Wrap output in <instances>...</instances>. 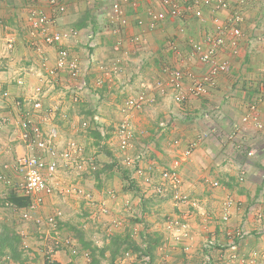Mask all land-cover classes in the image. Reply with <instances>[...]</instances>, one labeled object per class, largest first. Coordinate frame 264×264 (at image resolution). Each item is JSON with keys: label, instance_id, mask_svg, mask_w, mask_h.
<instances>
[{"label": "crops", "instance_id": "0c3cea01", "mask_svg": "<svg viewBox=\"0 0 264 264\" xmlns=\"http://www.w3.org/2000/svg\"><path fill=\"white\" fill-rule=\"evenodd\" d=\"M114 2L123 11L120 18L111 9ZM201 2H192L191 6L190 1L183 0L180 4L184 20L167 16L164 22L150 27L145 13L148 9L165 10L162 0H0V38H14L12 50L0 48V88L10 93L5 100L0 97V114L8 115L11 120L0 131V174L11 183L0 181V194L8 200L17 197L18 201H12L15 205L23 203L19 191L22 176L11 165L16 155L29 150L22 142L13 140L11 133L18 130L14 124L24 114L45 133L51 127L55 129L52 147L57 156L50 151H34L46 160L58 158L56 177L62 178L58 174L60 164L71 168L72 163L79 165L85 157L78 130L102 131L104 127L110 128L114 119L118 121L114 123L117 127L123 118L119 107L126 93L144 89L152 101L127 115L135 139H140L136 147L142 149L137 152H145L142 164L154 168L155 181L159 182L160 172L182 152L190 150L178 168L181 188L189 195V201L174 207L173 214L185 219L192 237L185 242L168 238L162 226L167 215L159 218L161 225L149 227L138 214L140 223L136 224L142 232L139 239L133 237L134 242H130L136 250L144 251L152 239L155 242L160 239L147 264H248L226 257V247L209 250L202 247L208 238L227 244L229 237L225 233L241 227L245 237L239 243L238 252L247 256L257 250L260 255L253 264H264V130L257 129L252 122H242V118L249 116L264 126V0H247L244 4L240 0H221L218 8L215 0L210 6H203ZM197 8H202V18L193 14ZM235 10L242 18L240 35L232 39L224 34L217 57L227 60L228 67L208 87L206 94L199 97L188 94L184 85L180 90L187 93L186 100L177 102L175 95L179 89L167 88L161 93L157 83L165 81L168 70L180 69L185 83L207 71L208 64L199 60L192 44H204L207 36L214 35L213 17L221 22L229 21ZM32 12L43 13L48 18L47 30L62 35L59 43L48 45L30 33ZM139 19L143 21L141 25L137 24ZM60 49L68 50L70 57L77 59L81 68L77 79L70 78L63 70L51 73ZM99 76L101 88L85 92V80L94 83ZM20 77L25 81L23 87L15 84ZM37 86L41 87L39 99L43 104L39 111L32 106ZM16 100L21 102V108L14 105ZM43 116L48 118L44 120ZM92 120L96 127L89 128L88 122ZM69 143L79 148L78 157L73 155L71 162H63L59 154L68 150ZM248 150H253L251 156L247 155ZM92 153L88 160L95 172L93 160H103L104 150ZM104 181L102 178L96 184L111 186V181ZM213 182L218 186H213ZM60 184L64 186V182ZM67 184L87 190L78 181ZM40 195L43 202L36 210L45 218L53 214L48 204L54 195ZM119 195L124 212L130 210L125 207L127 203L124 205L126 201H131L136 213L138 206L141 215L145 209L143 204L150 202L139 191L126 189ZM3 196L0 195V206ZM226 200H232L234 205L229 208L231 216L223 223ZM23 209L0 207V218L14 220L15 229L21 223L17 229L23 235V242L31 248L34 258L31 262L44 264L45 247L35 240L41 238L43 229L52 239L64 240L71 236L59 230L61 224L57 231H49L46 223L39 226L33 221H22ZM183 243H190L186 254L181 251ZM61 251L55 254L59 264L69 260L67 250ZM164 253L166 256L162 257ZM26 261L14 260L10 264H27Z\"/></svg>", "mask_w": 264, "mask_h": 264}, {"label": "rangeland", "instance_id": "374dc122", "mask_svg": "<svg viewBox=\"0 0 264 264\" xmlns=\"http://www.w3.org/2000/svg\"><path fill=\"white\" fill-rule=\"evenodd\" d=\"M82 78L85 77L83 76ZM100 78L101 76H99L96 82L94 81V83H90L89 80H85L86 85L84 91L88 92L92 88H94L95 90H98L97 88H101L100 86L102 85V83L98 81L100 80ZM129 93L130 92L126 93L127 97L124 99V101L121 103L119 107L120 113L121 114L123 113V118L121 119L122 121L119 120V124L117 125V127L114 126V123L118 121H114L116 120L114 119L111 125L109 126L110 128L104 127L102 131L95 132L90 129L78 130L79 132L78 134L80 135L79 140L84 142V143L82 142V147L85 149V153H84L85 157L83 155V160L81 159L79 165H75L72 163V165L70 166L71 168H67L63 164H60L58 166V174L62 176V178L61 177L57 178L56 181L58 182L57 185L58 189L56 188L55 192L53 193L54 195L52 197L53 201L49 200L48 206L49 209H51L54 216L56 217L55 219L57 220L56 221L57 227L55 231L58 230V226H60L61 224L59 230L67 232V235L68 236L70 235L71 238L67 237L64 240L58 238L52 239L51 236L46 234L43 229L41 238L36 237L35 240L36 242H40L45 247V251L43 255L44 264H59V262H57L55 259L56 258L55 254L58 251L62 252L61 249L67 250L66 254L69 255V257L70 255L72 256V258L68 257L69 260L67 259L68 261H66V263L63 264H89L90 252L89 250L86 249L82 250V247L80 246L81 243L79 242L80 238H82L84 241L87 242L88 241L93 242V244H95L98 247L108 244L111 238L116 235L119 236L122 235L123 239H125L124 234H127L130 236V237L128 236L129 240L134 242L132 238L135 237L136 239H139L140 231L142 232L140 226L136 224L139 222L138 220L140 218L138 214L143 218L144 221L142 222L145 225L149 224L148 225L149 227L151 225L152 226L157 224L161 225L159 218L167 215L162 226H165L164 229L166 232V236L168 238L170 236L171 238H174L175 241L183 242L182 240H184L185 242V240L189 241V239L192 237L190 236L189 228L185 222V219L182 218V216L179 214L178 215L173 214L175 213L173 208L177 207L181 203L175 202V200L171 198V192L169 190H164L160 193H157L155 191L156 190L155 185L157 184L155 180L157 178L155 176L156 174L154 168L145 167V165L142 164V160H143L142 157L145 154V152L143 151L140 153L137 152V150L142 149L141 146H139V148L136 147V142L140 141V139H135L136 136H134V128L130 122V119L127 117V115H129L133 110L130 109L126 110L124 106V102L128 98V96L133 94V93L132 94ZM101 112L103 111L101 110ZM104 118L109 119L105 115ZM93 122H94L93 120L91 122L90 121L88 122L89 128L91 126L96 127V125H94ZM124 122L127 123V128L129 132V136L127 138L128 145L125 148H121L119 144L121 140L120 137L121 134L119 132V129H120V125ZM87 131L89 132L92 131V132L90 134ZM76 140L78 141V136ZM95 150H104L103 155L101 154L103 160L102 159L93 160V164L95 168H97L96 170L97 171L99 170V174H96L95 173L96 171L93 172V169L91 168L90 165L91 162L90 160H88V156L93 154L92 152H94ZM105 150H107V152H109L110 154L106 153ZM143 150H148V149H143ZM137 156H140L141 158L138 161H136ZM111 162H115V163L112 167H108L109 164H111ZM137 163L140 164L142 168V172H143L142 175H138V173L135 172L134 166ZM124 170H126L127 172L126 176L129 175L128 177L124 176L123 173ZM148 174L151 175L152 179L146 182L145 177ZM114 176L116 179L113 178ZM131 176H135V177H131ZM102 178H105L104 182L111 181V186L96 184V181L97 180L102 181ZM60 181L62 183L64 182L63 184L64 186L60 184ZM77 181L82 184L81 187H84L85 185V187L87 188L86 192L83 191L84 193H77L73 190L72 191L69 190L70 192H66L68 187L70 186H66L65 183L68 182L67 185L71 183L76 184ZM140 183L143 184L141 185ZM61 188H62V193L59 191ZM126 189L127 190L130 189L132 191H139V193L141 192L142 196L143 195L147 196L144 197V199L146 198L145 200H147V198H150L149 203L146 202L145 204H143V209L144 207L145 209L142 215H141L142 210L140 211L138 206H137V213L133 211L135 210V207L132 205L131 201L124 202V205L125 203H127L125 207L130 208L129 212L123 211L124 206L121 200H119V196H120L119 193L122 190H126ZM181 190L184 194H187L182 188ZM85 193H88L90 198L85 197ZM97 197L100 198L101 200L100 201L95 200V198ZM164 199H166V201ZM1 200H2V204H1L2 206L0 207L11 208V209L14 208V210L17 211L19 209L25 208L28 205V201L25 199H23V201L25 202L24 205L18 203L15 205L11 200L9 201L12 204L7 205L8 199L2 198ZM231 202L233 203L232 200ZM101 207H104L105 211L102 210ZM58 212L60 213V215H58L59 217L56 215ZM0 216H2L1 212H0ZM20 219L24 221L22 219V216H20ZM151 220H155V221H151ZM13 222L14 220L11 221V219L10 221H6V220L3 221L0 218V224H1L0 230L2 229V226L6 225L9 228H13L15 231H17V233L22 238L19 244V249L22 252L21 253L22 256L20 257L19 261L23 262L24 259H27L26 261L27 264H34L33 262H31V260L34 259L32 254L30 253L31 248L29 244L23 242V235L21 232H19L20 230H18L19 227L21 226V223L18 224L17 226L18 229L17 228L15 229L16 226L14 225ZM222 222L226 223V221H222ZM44 238L46 239V241H42ZM209 239L210 238H208V240ZM214 240H216V242H219L216 238H214ZM72 242H77V243H72ZM133 242H131V244L129 243L128 250L121 252L113 263L110 262V256L107 253L105 255V258L100 259V264H147L149 256L143 254L142 250L140 251L136 250L135 246L133 245ZM206 242L202 245V247L206 246ZM41 244L39 246H42ZM66 246L68 247L63 248ZM238 246L236 252H238ZM189 248H190V243L184 244L183 247H181V251L186 254V252L189 251ZM210 248L213 249L217 248V245L212 246ZM72 251H74L75 253H73ZM225 251H228V255H226V257H229L230 250L226 249ZM84 253L88 254V258L84 257ZM8 256L9 255L0 254V264H10L11 263L10 261H14ZM165 256H166L165 253L162 254V257Z\"/></svg>", "mask_w": 264, "mask_h": 264}, {"label": "built area", "instance_id": "2783aa9c", "mask_svg": "<svg viewBox=\"0 0 264 264\" xmlns=\"http://www.w3.org/2000/svg\"><path fill=\"white\" fill-rule=\"evenodd\" d=\"M127 1V0H124ZM183 0H162V5L165 6V10L163 11H155L152 9H148L145 13L148 24L150 27H154L157 24H160L165 21L167 16H172L173 18H178L180 21L185 19V13L183 8L181 7ZM190 1V5L192 6V2H196L197 0H187ZM213 0H202L203 6H210ZM215 8L221 6V0H215ZM181 2V4H180ZM247 0H240V4H244ZM186 8L188 5H185ZM217 6V7H216ZM190 8V7H188ZM187 8V9H188ZM113 13L120 18L122 15V9L118 2H114L111 7ZM193 14L197 18H202V8L193 9ZM30 25L31 30L30 33L35 37L39 36L48 45L57 44L61 41L62 35L58 32L50 33L47 30L48 18L43 13H35L32 12L30 14ZM213 25H214V35L207 36L204 44L194 43L192 44L193 52H195L199 60L205 64H208L207 71L201 75L200 77L192 78L188 83H185L183 78V73L180 69H172L168 70L167 77L164 82H158V87L161 93H164L167 88L181 89L184 85H186L185 89L188 94L199 97L206 94L208 87L211 86L217 76L224 72L228 67L227 60L219 59L217 57V53L219 48L224 43V34L227 33L232 39L238 37L240 35L239 23L242 20L239 11L235 10L231 19L225 22H221L218 17H213ZM122 22L124 20L122 19ZM143 21L141 19L137 20V24H142ZM182 31V30H181ZM14 45V38L6 37L0 38V48H5L6 50H12ZM65 71L70 78L77 79L80 76V65L77 59L70 57L68 50L60 49L57 52V57L55 59V67L51 71ZM15 84L18 86H25V81L23 78H17L15 80ZM85 83L83 82V85ZM264 89V83L262 84ZM35 98L32 100V106L36 110H41L43 108L42 101L39 99L41 95V87L37 86L34 89ZM187 93H184L180 90L175 95V100L177 102H183L186 100ZM10 93L6 89L0 88V97L2 99H7ZM152 98L149 97V93L144 89H141L132 95L128 96V98L124 102L125 109L130 110H140L147 103H150ZM14 105L17 108H21V102L16 100ZM44 120L48 117L43 116ZM10 117L8 115L0 114V131L7 127L10 122ZM242 122L244 124L252 122L257 129L264 130V126L260 123L259 120L254 118L253 120L249 116H245L242 118ZM17 127V131L12 132L13 140H17L18 142H22L29 152H24L22 154L16 155L11 165L12 168L19 172L22 176V181L19 184V191L21 194V198L28 201V205L22 210L21 216L24 221H33L36 225H44L47 224L49 231L56 230L57 220L54 214H50L47 217L43 218L39 214H37L38 206L43 202V198L40 194L51 195L55 192L58 187L56 171L58 158H54L53 160H46L40 154L35 153L34 149L42 152V151H50L51 153L56 155L55 150H53L52 143L53 139L56 136V131L53 127H51L48 131L43 132L38 126L33 123L32 118L28 114H24L20 117L16 123L14 124ZM83 126H87V122L82 123ZM119 132L121 134L120 147L125 148L128 145L127 138L129 136L127 123L124 122L120 125ZM123 133V134H122ZM233 140V139H230ZM239 146V145H238ZM79 148L75 143H69L68 150H65L61 154H59V158L62 161L71 162L72 156L75 155L74 158L78 157ZM190 153V150L187 149L182 152L181 157L173 160L172 164L163 169L159 178L160 181L155 185V191L160 193L164 190H169L171 192V198L175 200V202L179 203H187L189 201V197L187 194H184L181 190V178L178 172V168L180 165V161L182 158H185ZM253 154V150H248L247 155L251 156ZM140 156H137L136 161H138ZM64 165H66L64 163ZM135 172L138 175H142V168L140 164H136L134 166ZM151 175L148 174L145 177V181H149ZM0 181L5 184H10L11 181L8 177L3 174H0ZM213 186H218L217 182L212 183ZM58 189V188H57ZM69 190H73L77 193H84L81 188H74L72 186L68 187L66 192H70ZM62 193V188L59 190ZM65 192V191H64ZM3 196L2 194H0ZM87 198H90L88 193H85ZM6 198V197H2ZM7 199V198H6ZM11 202L8 200L7 205H10ZM231 200H226L224 203V213L222 216V220L226 221L230 217L229 208L231 207ZM102 210L105 211L104 207H101ZM57 216L60 215L58 212ZM169 226V225H168ZM229 237V242L227 244H220L216 242L214 239H210L206 242L207 248L217 245L219 248L229 249V258L239 260L240 262H248V264H253L259 257L260 253L256 251H252L248 256H243L237 251V246L241 240L245 237V233L242 228H236L234 230H230L226 233ZM212 245V246H210ZM204 246V247H206ZM75 253L74 251H72ZM84 257L88 258V254L84 253ZM207 261H209V257H207Z\"/></svg>", "mask_w": 264, "mask_h": 264}, {"label": "trees", "instance_id": "16d2710c", "mask_svg": "<svg viewBox=\"0 0 264 264\" xmlns=\"http://www.w3.org/2000/svg\"><path fill=\"white\" fill-rule=\"evenodd\" d=\"M99 137V135H98ZM101 138V137H100ZM99 138V139H100ZM110 154L109 152H107ZM115 162H111L108 167H112ZM96 174H99V170L95 172ZM124 176H126V170H124ZM17 197L10 198L11 201H18ZM23 205L25 202L23 201ZM1 225V224H0ZM21 241V236L15 231L13 228H9L8 226L4 225L2 226V229L0 230V254L1 255H9L11 259L15 261H19L20 257L22 256V252L19 249V244ZM128 236L123 239L122 236L116 235L111 238L108 244H105L101 247L96 246L93 244V242L90 241H84L82 238L79 239V242L81 243L82 249L89 250L90 252V261L89 264H100V259L105 258V255L108 253L110 256V262L113 263L117 256L123 252L127 251L129 248V242ZM160 239H157L156 242L152 239L151 243L146 244L145 250L143 251V254L148 255L149 257L153 254V251L156 249V246L159 244ZM209 250L211 248L205 247L204 250ZM151 259V257H150Z\"/></svg>", "mask_w": 264, "mask_h": 264}]
</instances>
